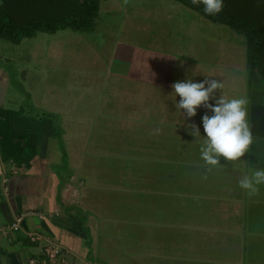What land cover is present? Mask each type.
I'll list each match as a JSON object with an SVG mask.
<instances>
[{
  "label": "crops",
  "instance_id": "1",
  "mask_svg": "<svg viewBox=\"0 0 264 264\" xmlns=\"http://www.w3.org/2000/svg\"><path fill=\"white\" fill-rule=\"evenodd\" d=\"M189 13L177 0H101L92 31L44 33L52 34L53 41L69 39L76 57L94 58L91 82H78V75L70 89H92L95 97L108 82L99 81L104 69L110 75L112 62L132 52L137 65L129 66V74L117 72L122 78L133 76L135 84L148 83L151 91V161L149 179L140 180L143 195H130L135 191L126 183L135 184V175L127 179L126 173L125 179L119 164L111 166L96 156H103L90 142L94 117L102 110L96 113L98 104H89L87 113L74 104L72 116L65 108H42L58 116V127L50 117L5 107L7 88L0 85V108L19 113L10 117L12 131L28 133L37 152L23 166L3 161L0 154V226L22 218L19 231H0V264H28L41 252L43 243L28 239L30 231L60 241L69 250V264H86V259L117 264L115 248L136 260L149 257L148 264H264V185L250 196L238 184L252 169L264 167V94L261 100L252 97L248 77L239 81L236 48L229 45L222 53L213 35L192 32ZM206 79L222 85L216 98L247 99L254 140L240 160L221 157L214 167L205 164L200 152L206 139L202 117L212 112L200 107L187 119L175 106L179 97L168 96L175 82ZM159 89L167 96L158 97ZM192 123L199 136L190 134ZM123 234L132 244L122 245Z\"/></svg>",
  "mask_w": 264,
  "mask_h": 264
},
{
  "label": "rangeland",
  "instance_id": "2",
  "mask_svg": "<svg viewBox=\"0 0 264 264\" xmlns=\"http://www.w3.org/2000/svg\"><path fill=\"white\" fill-rule=\"evenodd\" d=\"M75 2H79V0H71L69 6L63 1L60 2L61 8L55 12L56 15L63 16L71 12V9L74 11ZM223 3L222 11L264 24V0H223ZM23 4L25 3L22 0L17 2L0 0V7L5 6V11L18 14L19 18L22 16L21 21H17L19 25L28 22L26 20L31 14L33 16L39 14L37 8L27 10L28 4L26 9H23ZM189 11L192 32L207 38L213 35L215 41H220L222 53L228 50L229 45L236 48L235 63H237L239 81L244 82L248 77L252 85L250 92L252 97L261 100L264 94V77L255 67L249 69L248 38L227 24L211 21L191 7H189ZM30 12L32 13L30 14ZM66 29L67 31L70 30V28ZM44 33L47 32H37L35 36L24 38L18 43L7 38H0V85L7 88V93L2 99L4 106L17 110L24 108L26 114H41L44 111L42 108L45 107L65 108V114L72 116L76 114H72V111L75 112L72 108L74 104L77 110L84 111V113H87L90 107L88 105L92 102L93 105L98 104L95 109L96 113L100 108L102 110L100 116L97 114L98 117H94V132L96 134L99 130L103 133L99 132L100 135L97 136L96 134V137L94 134L90 142L91 144L94 143V148L99 147L101 149L99 153L103 152V156H98V153L96 156L99 161H106L111 166L119 164L125 179L126 173L127 179L135 175L131 179H137L136 183L129 184L127 182L126 184L127 187L129 185L135 191L130 192V195H141L142 184H144L142 181L149 179L151 161V91L148 83L146 85L135 84L134 81H131L132 79L137 80L133 76L127 75V77L122 78L119 74V72L124 71L129 74V66L137 65L131 60L132 52L125 51L126 61L125 58L120 57L112 62L110 75L104 69V76L99 81L102 82L106 78L108 82L105 83L106 88L98 94L100 96L95 97L96 92L92 89H70V85L73 84L71 80L76 79L75 76L79 75L78 82L82 79L88 81L92 79L94 74L90 62L94 58L91 55L86 58L85 54L77 56V58L75 56L77 52H71L73 46L69 39L58 37L53 41L52 34ZM261 56V66L264 69V55ZM113 67L115 69H112ZM118 69L119 72H117ZM76 70L78 71L74 75L73 72ZM74 86L76 85L74 84ZM172 94L175 92L169 91L168 96L172 97ZM157 96L166 97L165 89H159ZM102 103L105 104L102 105ZM79 111L77 112L79 113ZM178 138H174L175 143ZM127 224L132 225V221L129 220ZM124 229L128 231V228L125 227ZM121 240L122 245L132 244L131 238L125 237L124 234ZM112 250H114L115 256L112 257V260L116 261L117 264L149 263V257H145L146 259H142L141 262L134 259V254L125 250L122 251L121 255L118 254V249ZM92 257L99 258L100 254ZM135 261L137 262L135 263ZM79 263L80 261H78ZM89 263L90 259H86V264Z\"/></svg>",
  "mask_w": 264,
  "mask_h": 264
},
{
  "label": "trees",
  "instance_id": "3",
  "mask_svg": "<svg viewBox=\"0 0 264 264\" xmlns=\"http://www.w3.org/2000/svg\"><path fill=\"white\" fill-rule=\"evenodd\" d=\"M15 2L19 0H14ZM23 9L27 10L37 8V15H32L26 20L28 22L17 24L21 21L18 14L5 11L0 7V38L18 43L24 38L33 37L37 32H55L58 30L71 28L80 32L92 31L95 27V21L99 15L101 0H79L75 2L74 11L63 16H57L56 11L60 9L62 1L69 6L71 0H22ZM194 10L200 12L203 16L213 22H220L229 25L237 32L244 34L249 40L247 50L248 65L251 70L253 67L263 75L264 69L261 66V59L264 55V24L255 20H247L243 17H237L222 11L217 15H208L204 12V6L193 5L191 0H177ZM61 2V3H60ZM60 3V4H59ZM76 9V10H75ZM79 9V12L77 10ZM261 56V57H260ZM251 81L249 79V86ZM16 111L6 112L0 108V154L5 162H12L18 166L29 165L36 155V147L30 143L29 134L15 133L11 129L10 117L17 116ZM7 115V116H6ZM38 117L46 116L55 119L59 127L58 116L43 111L41 114H35ZM57 127V128H58ZM60 130V128H58Z\"/></svg>",
  "mask_w": 264,
  "mask_h": 264
},
{
  "label": "clouds",
  "instance_id": "4",
  "mask_svg": "<svg viewBox=\"0 0 264 264\" xmlns=\"http://www.w3.org/2000/svg\"><path fill=\"white\" fill-rule=\"evenodd\" d=\"M191 3L202 4L204 12L208 15H217L224 7L223 0H191ZM172 88L179 97L175 106L184 111L187 119L195 117L200 107L212 112L211 116L205 114L202 117L206 139L200 152L206 165L217 166L221 157L235 162L250 151L254 140L247 119L246 98H228L224 95L216 98L215 93L222 85L214 79H206L203 82H175ZM189 128L191 135H200V129L194 123L189 124ZM238 184L248 195L258 194L260 186L264 185V167L252 169L250 174L242 176Z\"/></svg>",
  "mask_w": 264,
  "mask_h": 264
},
{
  "label": "built area",
  "instance_id": "5",
  "mask_svg": "<svg viewBox=\"0 0 264 264\" xmlns=\"http://www.w3.org/2000/svg\"><path fill=\"white\" fill-rule=\"evenodd\" d=\"M44 218V215H40ZM22 218L19 217L15 222L0 226V231L3 233H12L21 229ZM28 239L33 242L43 243L42 250L39 254L30 257L28 264H69V250L58 240L49 235L30 231Z\"/></svg>",
  "mask_w": 264,
  "mask_h": 264
}]
</instances>
